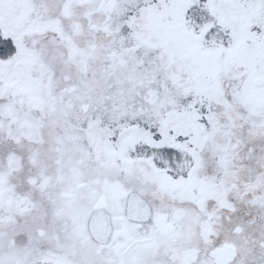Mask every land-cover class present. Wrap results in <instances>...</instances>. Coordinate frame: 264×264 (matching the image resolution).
Listing matches in <instances>:
<instances>
[{
  "label": "snow or ice",
  "instance_id": "1",
  "mask_svg": "<svg viewBox=\"0 0 264 264\" xmlns=\"http://www.w3.org/2000/svg\"><path fill=\"white\" fill-rule=\"evenodd\" d=\"M0 264H264V0H0Z\"/></svg>",
  "mask_w": 264,
  "mask_h": 264
}]
</instances>
